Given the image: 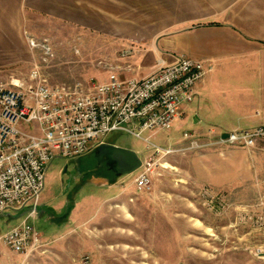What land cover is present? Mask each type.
<instances>
[{"label":"rangeland","instance_id":"1","mask_svg":"<svg viewBox=\"0 0 264 264\" xmlns=\"http://www.w3.org/2000/svg\"><path fill=\"white\" fill-rule=\"evenodd\" d=\"M22 33L46 40L51 54L43 60L41 49L28 40L17 45L13 61L0 67V81L23 77L34 64L51 83L100 81L108 76L103 64L111 60L109 48L118 49L111 39L49 18L29 17ZM184 131L191 132L174 122L169 130H146L141 138L115 130L104 139L147 158L152 148L144 138L166 147L182 142ZM163 163L161 157L153 165L149 190L139 192L127 184L139 168L108 182V165L93 153L54 158L39 198L52 217L27 219L41 241L49 242L28 256L2 257L0 264H264V197L210 194L207 187L170 182ZM5 213L11 217L0 214L2 232L20 221L19 211Z\"/></svg>","mask_w":264,"mask_h":264},{"label":"crops","instance_id":"2","mask_svg":"<svg viewBox=\"0 0 264 264\" xmlns=\"http://www.w3.org/2000/svg\"><path fill=\"white\" fill-rule=\"evenodd\" d=\"M29 17L60 21L115 41L118 49L109 48L111 60L103 65L121 77L142 76L159 59L171 61L179 54L202 61L209 70L172 125H187L204 145L163 156L165 179L207 187L210 194L237 191L251 199L264 197V140L257 139L253 147L213 143L233 129L264 124V0H0V67L13 61L17 45L28 44L22 30ZM187 144L182 138L168 146ZM95 149L88 153L95 155ZM119 176L109 170L105 178L114 182ZM133 181L127 184L135 188ZM41 205L39 199L36 215L28 219L47 214ZM15 211L21 221L27 207ZM10 254L22 255L4 249L0 259Z\"/></svg>","mask_w":264,"mask_h":264},{"label":"built area","instance_id":"3","mask_svg":"<svg viewBox=\"0 0 264 264\" xmlns=\"http://www.w3.org/2000/svg\"><path fill=\"white\" fill-rule=\"evenodd\" d=\"M27 40L41 49L43 60L50 56L46 40ZM208 70L202 61L179 54L171 61L159 59L142 76L121 77L111 69L100 81L51 83L34 64L25 76L0 81V213L27 207L17 225L0 232V257L4 249L28 256L42 245L27 219L36 215L45 173L54 158L85 155L115 130L138 138L146 130H169L182 105L195 98L196 85ZM183 138L188 144L181 149L144 138L153 153L142 159L134 179L137 191L149 190L152 167L161 157L204 145L191 132L184 131ZM257 139L264 140V124L233 129L213 143L253 147Z\"/></svg>","mask_w":264,"mask_h":264},{"label":"water","instance_id":"4","mask_svg":"<svg viewBox=\"0 0 264 264\" xmlns=\"http://www.w3.org/2000/svg\"><path fill=\"white\" fill-rule=\"evenodd\" d=\"M95 157L99 163L104 161L117 175L130 174L142 163L135 150L109 142H102L96 147Z\"/></svg>","mask_w":264,"mask_h":264},{"label":"flooded vegetation","instance_id":"5","mask_svg":"<svg viewBox=\"0 0 264 264\" xmlns=\"http://www.w3.org/2000/svg\"><path fill=\"white\" fill-rule=\"evenodd\" d=\"M108 169L111 170L113 174H115V172L112 169H110L109 166H108Z\"/></svg>","mask_w":264,"mask_h":264}]
</instances>
